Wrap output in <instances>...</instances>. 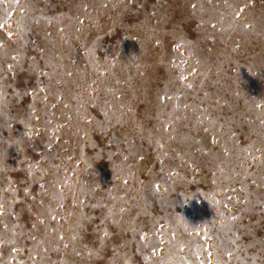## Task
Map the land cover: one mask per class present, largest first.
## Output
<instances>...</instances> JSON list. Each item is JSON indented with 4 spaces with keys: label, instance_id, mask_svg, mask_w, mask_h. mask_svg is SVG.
I'll return each mask as SVG.
<instances>
[{
    "label": "rangeland",
    "instance_id": "rangeland-1",
    "mask_svg": "<svg viewBox=\"0 0 264 264\" xmlns=\"http://www.w3.org/2000/svg\"><path fill=\"white\" fill-rule=\"evenodd\" d=\"M0 264H264V0H0Z\"/></svg>",
    "mask_w": 264,
    "mask_h": 264
}]
</instances>
